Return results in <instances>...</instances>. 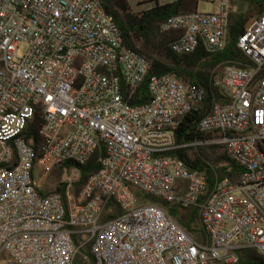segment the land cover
Wrapping results in <instances>:
<instances>
[{
    "label": "built area",
    "instance_id": "obj_1",
    "mask_svg": "<svg viewBox=\"0 0 264 264\" xmlns=\"http://www.w3.org/2000/svg\"><path fill=\"white\" fill-rule=\"evenodd\" d=\"M233 12V0H218L213 12L167 18L161 31L176 54L220 52ZM237 46L249 62L222 66L225 103L200 121L199 137L177 144L204 90L148 76L150 60L124 46L101 0H0V264H241L249 250L264 260V9ZM147 76L150 100L133 105ZM38 112L36 150L24 131ZM205 147L241 167L237 183L209 191L172 155ZM98 149L101 167L78 194L70 182L65 196L40 194L37 168L82 165ZM160 204L197 208L203 240Z\"/></svg>",
    "mask_w": 264,
    "mask_h": 264
},
{
    "label": "trees",
    "instance_id": "obj_2",
    "mask_svg": "<svg viewBox=\"0 0 264 264\" xmlns=\"http://www.w3.org/2000/svg\"><path fill=\"white\" fill-rule=\"evenodd\" d=\"M106 11L113 17L123 39L124 46L139 51L151 62L149 75L171 74L185 84L201 87L204 90V98L195 110L186 113L179 128L175 132L177 144L188 143L201 134L198 130L200 121L207 116L215 103H225L226 99L221 93L217 83L220 73L215 72L225 64H241L249 62L248 58L238 48L239 36L244 31L247 19L254 13H261L264 9V0H240L248 4V9L242 13L233 12L229 17L227 42L224 50L210 53L203 47H199L190 54H176L170 50L167 40L161 31V24L169 17L182 13L183 6L188 0H174L164 5H155L150 9L137 14L132 13L127 8H120L117 0H101ZM237 1V0H233ZM145 78L134 98L133 105H140L149 102L150 97L147 90V79ZM42 121L40 113L27 123L24 136L38 149L40 138L39 130ZM217 147L202 148L199 153L189 155L184 150L172 152L173 156L178 157L184 166L190 171L202 173L207 181L208 190L211 191L215 183L224 178H229L237 183L238 177L242 172L240 166L231 161L223 152L220 155L214 154ZM103 150L98 149L85 164L79 165L72 162H65L56 168L63 171L65 167L71 170L77 166L79 170L78 180L72 183V191L78 194L88 178L97 173L101 167L100 158ZM67 183L58 184L54 192L65 196ZM53 192H43L46 196ZM141 196H139L140 198ZM158 203V202H154ZM166 207L169 213L178 223L190 234L196 235L203 240V231L197 223V208L186 210L189 214H181L180 209L160 204ZM185 211V210H184ZM199 234V235H198ZM241 264H264L261 256L249 250L241 255Z\"/></svg>",
    "mask_w": 264,
    "mask_h": 264
},
{
    "label": "rangeland",
    "instance_id": "obj_3",
    "mask_svg": "<svg viewBox=\"0 0 264 264\" xmlns=\"http://www.w3.org/2000/svg\"><path fill=\"white\" fill-rule=\"evenodd\" d=\"M174 0H117L118 4L120 5V8H127L132 13L140 14L151 7L155 5H164L170 2H173ZM197 2V9L200 12L209 13L215 11L217 8V2L218 0H188L187 3L183 6L182 11L189 10ZM248 9V4L245 2H242L240 0L233 2V11L235 13H242L245 12ZM254 14V13H253ZM252 14V15H253ZM164 34V33H163ZM165 38L169 40L172 37V34H164ZM26 46H21L19 48V54H23L25 52ZM222 68V67H221ZM221 68H217L215 72L220 73ZM223 153V150L220 148L215 149L214 154L220 155ZM193 155V154H191ZM35 177L38 183L41 186V190L43 192H54L56 187L59 183H73L78 180L79 172L77 171H71L68 172L59 171L57 168H54L49 173H43L42 169L37 168L35 172ZM181 214H189L188 211L180 210Z\"/></svg>",
    "mask_w": 264,
    "mask_h": 264
},
{
    "label": "crops",
    "instance_id": "obj_4",
    "mask_svg": "<svg viewBox=\"0 0 264 264\" xmlns=\"http://www.w3.org/2000/svg\"><path fill=\"white\" fill-rule=\"evenodd\" d=\"M195 10H198L197 9V2H195V4H193V6L191 8H189V10L183 11L182 13L191 12V11H195ZM197 223H198V220H197ZM198 225H199V223H198Z\"/></svg>",
    "mask_w": 264,
    "mask_h": 264
}]
</instances>
